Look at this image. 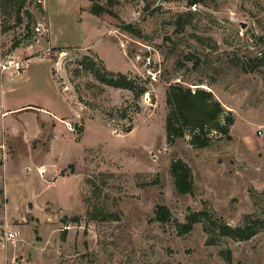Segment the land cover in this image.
I'll list each match as a JSON object with an SVG mask.
<instances>
[{"label": "rangeland", "instance_id": "374dc122", "mask_svg": "<svg viewBox=\"0 0 264 264\" xmlns=\"http://www.w3.org/2000/svg\"><path fill=\"white\" fill-rule=\"evenodd\" d=\"M87 1L102 13L59 14L52 0L46 13L44 0H25L19 24L0 15V60L32 59L11 98L43 93L58 118L43 115L41 135L26 144L0 139V264H264V0ZM47 16L54 45L69 47L34 32L48 28ZM146 55L157 82L145 79ZM100 67L133 89L105 85ZM172 84L210 91L233 119L230 138L206 148L189 136L167 143ZM22 121L34 130L24 114L0 119V134ZM177 159L191 169L192 194L174 189ZM159 205L170 212L165 223L152 221ZM200 211L215 223L201 218L178 234L177 224ZM245 222L258 226L247 240L215 229Z\"/></svg>", "mask_w": 264, "mask_h": 264}, {"label": "trees", "instance_id": "16d2710c", "mask_svg": "<svg viewBox=\"0 0 264 264\" xmlns=\"http://www.w3.org/2000/svg\"><path fill=\"white\" fill-rule=\"evenodd\" d=\"M201 0H192V3ZM25 0H0V15L16 20L20 23V12ZM90 12L94 15L102 13L94 3L90 7ZM29 17V14H28ZM122 30L142 37L140 30L130 24L122 25ZM264 58L257 59L259 62ZM85 60H87L85 58ZM90 61V60H89ZM91 65L94 63L90 62ZM98 73H101L98 75ZM115 74V75H113ZM106 71L100 67L95 74L105 85L113 88L133 89L134 82L123 74H116ZM139 91L143 92V88ZM165 137L167 143H174L178 139L189 136V144L194 148H206L217 136L227 139L229 127L233 124V119L225 112L221 103L217 101L210 91L203 88L192 89L181 84L170 85L165 92ZM169 172L173 179V186L176 193L180 195L192 194L193 178L191 169L182 160H173L169 165ZM170 218V212L165 206H157L152 221L165 223ZM201 218L207 222H212L211 217L206 211L194 212L185 216V223L177 224L178 234H186L191 231L193 225ZM205 224V230L206 228ZM217 231L221 235L242 241L255 235L258 226L255 223H244L240 227H231L226 224H218Z\"/></svg>", "mask_w": 264, "mask_h": 264}, {"label": "crops", "instance_id": "0c3cea01", "mask_svg": "<svg viewBox=\"0 0 264 264\" xmlns=\"http://www.w3.org/2000/svg\"><path fill=\"white\" fill-rule=\"evenodd\" d=\"M47 0H44V8L47 13V5H46ZM83 3V5H82ZM50 6H52V10L56 13H67V12H88V10L91 7V4L87 0H52V3H49ZM47 33H48V38H49V44L52 45L53 47L57 46L54 45L53 39L51 38V28L49 25V18L47 16ZM52 27V26H51ZM57 47H69L66 45L62 46H57ZM86 48V47H84ZM32 60V59H30ZM30 60H27V63L30 62ZM26 63V64H27ZM26 68V66H25ZM24 68V71H25ZM23 71V72H24ZM22 72V73H23ZM22 73L20 75L13 76L9 72L7 73H1L0 72V119H5L6 117H13L14 119L18 118L20 119L24 114L25 115H31L32 116V121L34 123L33 128L34 130L32 132L28 131L26 123L19 124L18 126H8V131L7 133V128L5 132H2L0 134V139L1 137L8 138L10 140H14L19 142V145H23V143H27L29 141H33L38 139V136L41 135L42 129L46 121H44L43 115H47L48 117L51 118H56V115L54 112H57L56 109L54 108L55 104L53 100H48L44 101L42 96L43 93L39 96L36 92H34L32 95L34 96L31 99H28V95L26 97L21 96L22 98L13 100L11 98L12 94L15 93V87L12 85L15 83V78H20L22 77ZM45 74L47 76V82L48 85L51 87L52 91H54L56 94L58 93L52 78V75L50 73V66L45 67ZM7 79H4V78ZM24 82V81H23ZM58 120V118H56ZM6 134V135H3ZM24 141V142H23ZM5 143H3L4 145ZM3 145L0 142V149H2ZM10 163V162H9ZM7 166L8 163L7 161H4L3 167H2V174L7 172ZM4 178V177H3ZM6 194V193H5Z\"/></svg>", "mask_w": 264, "mask_h": 264}, {"label": "built area", "instance_id": "2783aa9c", "mask_svg": "<svg viewBox=\"0 0 264 264\" xmlns=\"http://www.w3.org/2000/svg\"><path fill=\"white\" fill-rule=\"evenodd\" d=\"M34 32L39 35L44 32H47V29L44 27L42 28L38 25L34 27ZM136 58L139 59V57ZM141 62L145 74V79L149 83L157 82L159 72L158 70L154 69L155 62H153L150 55L144 56ZM25 63L27 62L24 61L22 58L17 57L15 53L7 54L2 60H0V72H9L13 76H18L24 71V68L26 66ZM4 236L7 240H14L17 234L15 232H6Z\"/></svg>", "mask_w": 264, "mask_h": 264}, {"label": "bare ground", "instance_id": "6f19581e", "mask_svg": "<svg viewBox=\"0 0 264 264\" xmlns=\"http://www.w3.org/2000/svg\"><path fill=\"white\" fill-rule=\"evenodd\" d=\"M43 171H41V173H42Z\"/></svg>", "mask_w": 264, "mask_h": 264}]
</instances>
